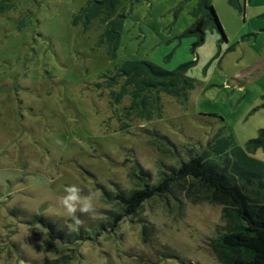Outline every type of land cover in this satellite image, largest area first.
Returning <instances> with one entry per match:
<instances>
[{
  "label": "rangeland",
  "instance_id": "obj_1",
  "mask_svg": "<svg viewBox=\"0 0 264 264\" xmlns=\"http://www.w3.org/2000/svg\"><path fill=\"white\" fill-rule=\"evenodd\" d=\"M102 1L0 0V264H220L211 241L226 232L223 207L184 192L73 247L48 242L31 223L38 215L70 232L87 227L112 209L101 186L133 188V160L154 182L215 135L245 150L264 130V0H211L225 40L207 29L194 52L182 35L202 0H114L115 44ZM92 4L102 11L89 18L83 9ZM190 61L193 89L180 99L159 93L151 116L149 105L127 109L129 96L113 102L124 80L106 88L125 63L172 71ZM152 131L177 156L152 142ZM246 152L264 165V146Z\"/></svg>",
  "mask_w": 264,
  "mask_h": 264
},
{
  "label": "trees",
  "instance_id": "obj_2",
  "mask_svg": "<svg viewBox=\"0 0 264 264\" xmlns=\"http://www.w3.org/2000/svg\"><path fill=\"white\" fill-rule=\"evenodd\" d=\"M115 3L114 0L96 3L107 7L104 10L108 14L103 22L110 27L106 33L111 44L119 39V33L115 31L118 19L109 22ZM83 10L89 18L96 17L102 11L93 4ZM192 15L195 21L182 37L193 38V52L204 43L207 29L215 30L219 34V41L225 40L211 0L200 1ZM76 22L77 19L74 24ZM193 63L190 61L179 65L172 71L147 62L125 63L118 74L107 80L106 88H113L120 79L124 80L119 91L111 92L113 102L117 104L121 98L129 96L131 101L127 109L138 106L146 108L149 105L148 115L151 116L153 110L159 108V93L178 99L187 97L194 84L186 72ZM262 101L264 107V95ZM149 135L164 152L177 156L173 143L165 136L155 131L149 132ZM263 146L264 130L246 149L254 151ZM246 149L238 147L230 135H215L206 143V149L197 152H194L195 147L188 149L190 156L186 161L178 155V165L162 172L154 182L150 172L133 160V188L121 190L116 184L110 190L100 187L102 200L112 206L111 210L105 211L104 219L87 227L78 225L72 232L60 227L53 219L38 215L32 218L31 223L43 227L48 242L73 247L84 241L96 240L104 233L115 232L124 218L137 215L142 206L153 199L168 202L175 199L177 192H184L186 198L194 200V203H215L223 207L226 232L211 241L212 251L220 264H264V165L250 158ZM69 258L62 257L51 264H64Z\"/></svg>",
  "mask_w": 264,
  "mask_h": 264
},
{
  "label": "clouds",
  "instance_id": "obj_3",
  "mask_svg": "<svg viewBox=\"0 0 264 264\" xmlns=\"http://www.w3.org/2000/svg\"><path fill=\"white\" fill-rule=\"evenodd\" d=\"M70 195H68L65 200H64V203L68 205V210L69 212H75V207L72 205V203L70 202H73V201H77L78 200V197L77 195L75 194L76 193V189L73 188V189H70ZM83 203V206L81 208V211H84V212H87L89 211L90 209V204L87 202V201H84L82 202Z\"/></svg>",
  "mask_w": 264,
  "mask_h": 264
},
{
  "label": "crops",
  "instance_id": "obj_4",
  "mask_svg": "<svg viewBox=\"0 0 264 264\" xmlns=\"http://www.w3.org/2000/svg\"><path fill=\"white\" fill-rule=\"evenodd\" d=\"M219 37V36H218ZM219 41V40H218Z\"/></svg>",
  "mask_w": 264,
  "mask_h": 264
}]
</instances>
